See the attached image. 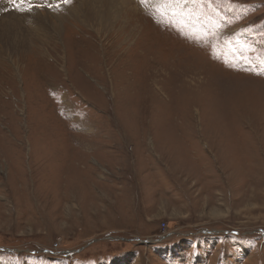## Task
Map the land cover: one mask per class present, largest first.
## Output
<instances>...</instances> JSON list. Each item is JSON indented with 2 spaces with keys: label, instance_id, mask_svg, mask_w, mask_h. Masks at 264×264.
I'll return each instance as SVG.
<instances>
[{
  "label": "rangeland",
  "instance_id": "1",
  "mask_svg": "<svg viewBox=\"0 0 264 264\" xmlns=\"http://www.w3.org/2000/svg\"><path fill=\"white\" fill-rule=\"evenodd\" d=\"M3 1L0 264H264V0Z\"/></svg>",
  "mask_w": 264,
  "mask_h": 264
},
{
  "label": "bare ground",
  "instance_id": "2",
  "mask_svg": "<svg viewBox=\"0 0 264 264\" xmlns=\"http://www.w3.org/2000/svg\"><path fill=\"white\" fill-rule=\"evenodd\" d=\"M32 2H34V0H32ZM124 4H125V0H79L77 5H75L70 11H71L72 16H78L77 18L85 25L89 26L92 29L101 30L111 25V23L116 19L118 14L121 13L122 11L121 8L123 7ZM4 6H5L4 1L0 0V25H4L6 23H12L10 22V18L7 15H6L7 18L5 17L2 18L1 10L4 9ZM57 21H59V19L58 20L55 19L51 21L54 25L52 27L53 29L51 33L54 35L57 32L55 28V26L58 25ZM8 30L7 28L3 30V35H5ZM28 33L33 34V31L32 30L28 31ZM35 34L39 35L37 34L36 31H35ZM17 36L18 34L14 33V35L13 36L11 35L10 38H13V41H14V39ZM0 55H2L1 51H0Z\"/></svg>",
  "mask_w": 264,
  "mask_h": 264
},
{
  "label": "snow or ice",
  "instance_id": "3",
  "mask_svg": "<svg viewBox=\"0 0 264 264\" xmlns=\"http://www.w3.org/2000/svg\"><path fill=\"white\" fill-rule=\"evenodd\" d=\"M12 3H16V4H31V0H11ZM63 3H70L71 0H62ZM154 3H158V4H168L170 3V0H153ZM141 3H145V0H141ZM17 11H24V8L21 7H17L16 9ZM28 11H31L32 8L29 7L27 9Z\"/></svg>",
  "mask_w": 264,
  "mask_h": 264
},
{
  "label": "built area",
  "instance_id": "4",
  "mask_svg": "<svg viewBox=\"0 0 264 264\" xmlns=\"http://www.w3.org/2000/svg\"><path fill=\"white\" fill-rule=\"evenodd\" d=\"M55 248L59 249L60 247L59 246H56Z\"/></svg>",
  "mask_w": 264,
  "mask_h": 264
},
{
  "label": "crops",
  "instance_id": "5",
  "mask_svg": "<svg viewBox=\"0 0 264 264\" xmlns=\"http://www.w3.org/2000/svg\"><path fill=\"white\" fill-rule=\"evenodd\" d=\"M32 3H33V2H31V4H29V5H32ZM31 7H33V6H31Z\"/></svg>",
  "mask_w": 264,
  "mask_h": 264
}]
</instances>
